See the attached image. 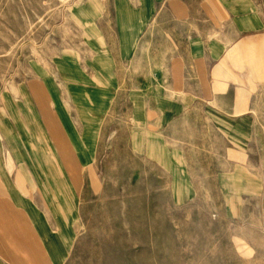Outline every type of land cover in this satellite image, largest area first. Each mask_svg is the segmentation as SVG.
Here are the masks:
<instances>
[{"label": "crops", "instance_id": "1", "mask_svg": "<svg viewBox=\"0 0 264 264\" xmlns=\"http://www.w3.org/2000/svg\"><path fill=\"white\" fill-rule=\"evenodd\" d=\"M70 17L80 42L61 56L60 71L91 66L93 78L77 81L100 90L90 106L80 93L71 124L41 92L34 98L55 153L25 144L51 190L66 183L69 160L82 164L84 138L91 144L107 112L110 145L118 143L125 169L139 159L143 188H172L177 200L219 188L228 211L244 209L261 188L253 161L264 143V0H83ZM1 184L0 264H64V251L45 241L66 239L49 225L70 222L68 202L47 206L58 214L48 221L37 203L11 199ZM15 186L22 188L19 177Z\"/></svg>", "mask_w": 264, "mask_h": 264}, {"label": "rangeland", "instance_id": "2", "mask_svg": "<svg viewBox=\"0 0 264 264\" xmlns=\"http://www.w3.org/2000/svg\"><path fill=\"white\" fill-rule=\"evenodd\" d=\"M82 2L0 0V186L3 181L13 200L37 203L40 216L52 222L58 214L46 207L68 202L70 222L49 225L56 236L67 231L66 239L45 241L48 248L64 251V264H264V143L253 161L261 188H254L251 199L245 194L244 209L231 212L219 188L192 194L191 200L189 194L177 200L172 188H143L139 159L133 156V168H124L102 112L91 144L84 138L82 164L68 161L67 181L59 191L52 189L53 195L47 177L38 173L39 155L32 159L25 142L31 141L37 153H55L53 129L34 106L36 94L41 92L45 105L71 124L82 91L90 106L100 90L94 82L77 81L81 75L93 78L91 66L64 64L60 71L58 64L79 46L70 15ZM68 148L71 155V144ZM108 162L111 170L105 169ZM17 177L22 188L15 186ZM94 181L103 186L94 188Z\"/></svg>", "mask_w": 264, "mask_h": 264}, {"label": "bare ground", "instance_id": "3", "mask_svg": "<svg viewBox=\"0 0 264 264\" xmlns=\"http://www.w3.org/2000/svg\"><path fill=\"white\" fill-rule=\"evenodd\" d=\"M32 239V238H31Z\"/></svg>", "mask_w": 264, "mask_h": 264}]
</instances>
